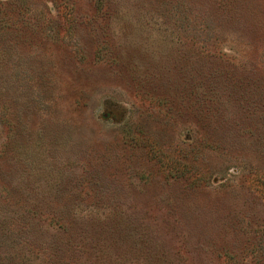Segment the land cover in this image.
Instances as JSON below:
<instances>
[{"label": "rangeland", "instance_id": "374dc122", "mask_svg": "<svg viewBox=\"0 0 264 264\" xmlns=\"http://www.w3.org/2000/svg\"><path fill=\"white\" fill-rule=\"evenodd\" d=\"M0 264H264V0H0Z\"/></svg>", "mask_w": 264, "mask_h": 264}]
</instances>
